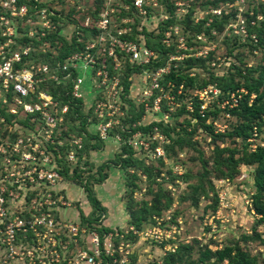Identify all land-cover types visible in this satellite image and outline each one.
<instances>
[{"label":"rangeland","instance_id":"374dc122","mask_svg":"<svg viewBox=\"0 0 264 264\" xmlns=\"http://www.w3.org/2000/svg\"><path fill=\"white\" fill-rule=\"evenodd\" d=\"M51 1L55 3H51ZM170 1L174 3L176 17L182 19L183 15L188 13L189 7L192 6L194 21L206 19V26L214 12L212 10H215L216 13L222 10L229 15L228 20L223 23L224 25H221L222 28L219 31L214 29L211 31L212 37L204 34L201 39L202 45L199 47L187 44L186 35L182 34L183 26L179 23L169 25L162 32L161 41L164 48L174 46L176 51L179 49L181 52L162 54V57L166 59L164 65L155 70H146L152 74L160 68L168 67L169 72L164 73L161 83H164L163 88H166L169 82L172 83L170 97L176 98L179 94L178 90L181 89L179 86L174 91V82L170 79L166 80L165 76L172 69L176 70L181 67L182 71L194 73L201 81L208 80L212 71L216 75L233 73L230 72L232 62H238L240 68L264 66V48H256L250 52L248 47H233L229 41L235 36L239 38L240 42L246 40L245 34L236 33L238 31L236 27L244 26L246 12L253 13L252 8H260V4L264 3V0H218L216 7L209 2L214 0ZM47 2L52 7L63 9L64 13L69 14L71 21L75 19L82 25L92 27L93 13L98 0H47ZM155 3L156 0H147L146 5L149 9L145 8L143 14H133V19L130 18L132 16L129 17L130 19H127L126 16L120 15V17L125 21L130 20L131 23L135 22L134 19L137 20L134 29L145 27V30L160 33V23L170 16L165 12L166 0H158ZM229 23L231 26L228 25ZM29 25L31 26V24ZM72 26L71 22L62 31V34L68 39L71 37ZM137 32L139 33L138 30ZM200 34L193 36L194 41H198L197 36ZM134 36L136 37V35ZM137 38L136 42L143 44L144 39L141 33L137 34ZM41 49H47V46H43ZM151 50L156 57L158 53ZM208 51H213L215 54L214 62L211 65L206 62L204 66L195 64L187 70V65L184 63L186 57H200V55L205 57ZM161 53L159 52V54ZM240 59L241 61H239ZM126 65L128 62L125 59L122 74ZM143 70L131 75L132 88L127 93V98L124 97V94L115 97L117 101L115 100L113 103L115 106H119V110L111 116V119L116 123L109 130L107 139L100 138L97 129L99 120L92 108L91 117L97 121L91 123L87 128L92 133V138L88 136L86 144H84L83 136H78L71 129L72 123H79L78 120L71 119L68 122L66 119V123L60 127L61 130H58L57 136L54 138L55 143L41 144L35 148V151L32 150V145H22L20 151H16L9 161L4 159L0 161V171L2 172L0 196L3 197L5 206V214L0 216V264H67L68 259H72L79 251H89L88 247L91 246L89 237L92 232L100 237L105 251L107 249L109 253L101 257V264H114V262H116L115 264H163L164 256L168 251L167 245L159 244L153 235L147 234L149 231H153L156 226L151 220L154 215L137 225L134 223L136 222L135 215L130 214V209L135 212L139 210L140 201L151 203L158 191L169 195L171 200L165 207L168 199L161 196V211L159 215L155 216L160 222L162 221L165 228L168 225L172 226L171 230H167L168 233L176 231L178 241L176 243H185L192 248L177 264H207V262H198L197 260L203 247L207 245L212 249H220L224 245L235 243H238L250 255L256 256L257 264H264V221H259L261 216L256 214L251 207V198L255 191L252 185L255 166L240 164L234 178L221 179V182L216 180L219 171L214 163L215 145H219V147L235 146L240 150L241 143L228 136H218L213 143L212 137L199 123L188 124L186 116L180 112L166 117L162 110L146 112L139 110L142 101L145 100V93L150 92L152 83V77L147 78L146 74L148 73L143 74ZM257 74L258 72H254V77ZM234 79L236 82L241 81L237 74L234 75ZM87 84L88 81L85 85ZM95 93L94 89H90L85 98V110L88 111L97 99H106L102 94ZM109 99L112 101L114 98ZM172 100L175 101L174 98L167 100L170 101L171 108L175 107L171 104ZM188 101L189 98L185 99V106ZM137 113H139V118L136 119L135 114ZM220 117L221 114L216 118L221 120ZM160 119L168 120V125L175 131L186 129L191 133L189 139L182 144L173 143L171 145L173 137L157 127ZM147 125H152V127L146 131L140 128ZM153 126H156V129ZM120 127L122 130H119L118 133L117 129ZM131 128H135V130L132 131ZM1 129L12 132V128L9 130L6 124L2 125ZM121 132L132 133L133 136L139 132L141 141L148 145L147 148L143 144H140L139 147L134 145L135 148H133L137 151L136 157L145 158V165L149 164L147 166L151 168L150 178L141 168L121 165L119 157H117L118 155L120 158L125 157L122 138L120 139ZM157 133L162 136V140L156 135ZM173 134L175 135L174 132ZM262 139L264 141V136ZM75 140H78L77 143ZM99 140L102 141V146L98 149L91 148V145L96 144ZM159 144L162 146L171 145L168 147L167 155L164 151V156H159L162 161H158L160 158L155 151ZM23 151H30L35 155V160L24 159L21 155ZM45 156L49 157V160L43 162ZM103 163H106L102 170L106 177L102 181L96 182L99 177L98 168ZM218 167L226 168L225 166ZM75 168H78V174L75 173ZM39 169L58 171L61 179L53 182L33 179L37 177ZM10 173H14V175L11 176ZM209 181L213 185L215 184L218 196H223L221 199L224 205H220L219 201L215 211H211V206L214 203L209 196L212 193ZM199 184L201 186L195 191L192 186ZM90 190L105 207L103 212L94 210L88 198ZM225 191L227 194L224 197ZM205 193L206 195H204ZM249 199L251 200L247 203ZM52 200H56L57 204L51 203ZM79 210L83 212L87 220L79 218ZM47 212L55 217L61 226H58L56 231L43 233L40 236L38 233L41 228H37L36 231L16 229L14 246L16 254L11 257L6 240L3 239L6 237V226L9 223L13 224L18 218L28 219L32 213L40 215ZM71 212L72 215L69 214ZM73 215L77 218H74ZM74 223H79L82 228L86 229V232L72 236L64 225ZM160 227L162 226L160 225ZM28 250L31 251L30 255H26ZM4 257L6 261L2 262ZM218 264H228V262L225 260Z\"/></svg>","mask_w":264,"mask_h":264},{"label":"trees","instance_id":"16d2710c","mask_svg":"<svg viewBox=\"0 0 264 264\" xmlns=\"http://www.w3.org/2000/svg\"><path fill=\"white\" fill-rule=\"evenodd\" d=\"M218 0L209 1L216 7V3ZM51 3H55L51 1ZM104 0H98V4L96 7L95 12L93 13V19H92V27H88L86 25H82L79 22H77L75 19L71 21L69 19V14L64 13L63 9H57L52 7L47 0H16L17 6L20 5H26L27 6V12L28 14H33L35 10L39 7H45L49 5L50 8H53L54 13L48 14V19L51 24L50 28L44 29L45 36L42 37L41 40H38L36 37H30L27 34L28 31V25H24L23 27H18V31L22 33L20 37H16V44H13L12 48L16 49L19 45H31L32 50L30 51L29 55L23 56L20 63H17L18 66L25 65L29 63V61H33L35 63H47L51 67H56L58 63H63L65 59L75 53V52H81L85 50L86 44L89 41H93L97 39V36L99 34V31L93 29V27L96 25V21L98 19V13L101 9V6L103 5ZM128 5V8H125L124 6ZM119 5L116 7V9H119V12L114 13V20L115 22H119L121 16H126L130 18H134L133 14L136 15L137 10L132 5L131 0H125L124 4ZM148 8V7H146ZM149 9V8H148ZM192 6L189 7L188 13H185L182 17V19L176 17L175 15V7L174 3L170 0H166V6H165V12L169 14V18L167 20H164L160 23V33H154L153 31L145 30V27L142 29V35L144 39V44L146 47L153 49L156 52V57H154L149 63L144 64L143 68L148 70H155L165 63V58L162 57V54H170L173 52H179L175 50L176 48L174 46H171L167 49L164 48L162 45V32L169 26L173 25L174 23H179L182 27V34L186 35L187 44L188 45H197V47L202 45V41L198 39V41H194L193 36L201 33V34H207V36H210L211 31L217 30L219 31L223 23L228 20L229 15L225 14L224 12H221L220 15H211V23L206 26V19H200L199 21H194V17L192 16ZM251 14L249 12H246V23L244 24L247 31L248 36L246 37V40L244 42H240L238 37H234L233 39L230 38V44L233 47L236 46H244L248 47V50L250 52H253L256 48H264V3L260 4V8L253 7ZM260 12V14H258ZM262 15V19H258L257 16ZM33 19H36V16L32 17ZM117 20V21H116ZM134 23L130 24L132 26V32L131 35L128 36V39L138 40L136 35V29L135 24L138 22L134 19ZM21 24V20H19ZM73 24L71 27V33L70 38L66 37L62 34V31L64 30V27L69 25V23ZM253 22V23H252ZM124 25V24H122ZM187 32V34H186ZM253 36V37H251ZM229 38V37H228ZM3 38L0 35V41H2ZM47 41L48 46L47 49H41L40 45L42 42ZM187 51V50H186ZM194 51V49H193ZM94 52V51H93ZM159 52H162L159 54ZM181 52V51H180ZM10 54V52H9ZM213 51H208L205 57H186L184 59L185 65H187V70L191 68L192 65L195 64H201L202 66L205 65V62L208 65H211L213 60L215 59ZM241 61V59L239 60ZM182 64V63H179ZM180 66V65H179ZM142 69L141 66H130L129 64L125 66L124 73L122 74V84L124 85L125 89V98H127V93L130 92L131 86H132V77L131 75L135 72H140ZM211 69V68H210ZM213 69V68H212ZM211 69V70H212ZM230 74L226 75H216L214 71L212 73L210 72V76L208 80H201L199 81L197 76L193 73L184 72L181 70V67L178 69H172L168 75H166V80L170 79L174 82V91L177 87L180 85L182 86L181 93L176 96L175 104L176 106L172 110H167L165 105L163 106V109H166V112L172 116L176 113H183L184 116H186V122L190 124L191 122L199 123L201 127L206 131L207 134H209L210 137H212V142L215 143L218 136L220 137H231L233 140H236L240 142L241 147L240 150L234 147H219V145H215L214 147V163L217 165V170L219 173L216 175V180L221 179H232L235 177V174L238 172V165L245 164V165H254V174H253V187L255 191L252 195V209L254 212L261 217L259 218V221H264V145L263 146H256L254 150H251L250 143L248 141V138L251 135V132L253 130L254 126H257L259 128L260 134L264 136V132L262 130V126H264V66L260 65L258 67L254 68H240L238 66V62H232L230 65ZM258 72L257 76L254 77L253 73ZM237 74L239 76V79L241 81H235L234 75ZM63 75L62 80L59 83H56L51 80H46L45 84H40L41 87L46 88L48 93H50L55 100L59 102V106L62 107L64 105L68 106V110L66 113H64V120L63 124L66 123V119L68 122L70 120H78L79 123H72L71 129L75 132V134H78V136H83L84 144L87 143L88 136L92 138V133H90L87 128L91 123H95L97 119L92 118V112L91 109L94 107L91 105L89 107V110H85V99L83 98H76L72 96V86L74 83L75 73H70L69 76L64 77ZM163 82V81H162ZM212 84L216 86L220 90V95L218 97L219 101H222L224 98L228 97L229 93L231 91H237L239 92L240 89H244L245 92H240V99L238 101V104L234 107L220 109L219 105L216 103V101L213 102L212 106L209 107L206 110V114L204 117H201L198 113V108L200 101L196 98H192L193 100V107L194 110L192 112H189L186 110L185 106V99H190L192 95L193 89L196 87H203L205 85ZM133 104V103H132ZM93 106V107H92ZM145 103H142L139 110L145 111ZM0 110H3L0 108ZM93 110V109H92ZM223 111H228L230 114V118L227 120L229 122L228 129L223 133H215L214 132V126L212 124V120L219 116ZM4 114V113H3ZM139 113L135 114L136 119L139 118ZM188 118V119H187ZM210 119V120H209ZM99 120V119H98ZM21 124H28L26 120L19 119ZM12 117L6 114V125L9 123L11 124ZM99 122V121H98ZM168 120L164 121V119H160L157 123L158 126L162 131L166 132L169 136L172 138V143H179L182 144L184 141H187L190 137V132H187L186 129H182L181 131H175V129L168 125ZM2 125H0V131H4V129H1ZM152 127V125H147L144 127H140L142 130H149ZM156 127V126H153ZM32 129L33 127H29ZM122 127L118 128L119 130ZM139 128V127H138ZM137 128V129H138ZM132 131L135 130V128H131ZM171 132V135H170ZM175 133V135L173 134ZM1 133V132H0ZM132 133H125L121 132L122 137V143H123V151L125 154V157L122 156L119 157V161L122 166L127 167L128 165H132L138 168H141V170L147 174L148 178L151 177V168L148 167L149 165H145V158H137L136 157V150L129 144L125 142V140L128 139L129 136ZM173 134V135H172ZM15 133L11 134V137L13 138ZM95 137V136H93ZM171 145H163L162 148L164 149L166 155L168 151V147ZM100 146H102V141H97L96 144L91 145V148L98 149ZM239 154L238 156H236ZM158 161H162V159H158ZM104 166H106V163H103L98 168L99 177L96 179V182L102 181L106 174L102 172ZM218 166H225V169H221ZM78 168H75V173L78 174ZM64 172V171H63ZM66 173V171L64 172ZM215 180V181H216ZM210 187L212 188V193L209 194V196L213 200V205L211 206V211H215L217 209L218 203H219V197L217 194V190L215 187V184L213 185L211 181H209ZM132 186L133 183H131ZM201 184L194 185L192 188H195V191L197 188H199ZM131 188V187H130ZM91 191V190H90ZM131 192V191H130ZM89 200L91 204L93 205V208L95 211H101L103 212L105 210V207L101 204L100 200L94 195V193L91 191L89 192ZM131 195V193H130ZM206 195V193L204 194ZM161 196L165 197L167 200V204L165 203V207L168 206V201L171 200V197L169 195L164 194L162 191H158L156 193L155 199L151 201V203L148 204L147 201H140L139 210L133 211L130 209V214L133 216L135 215L136 222L135 224L139 225L141 222H144L145 220L149 219L152 215H159L161 208ZM197 202L195 201V204ZM144 212L143 214L141 212ZM148 217V218H147ZM79 218L82 220H87L86 216L79 210ZM151 220L153 222V225L157 224L156 219L151 217ZM85 222V221H84ZM84 224V223H83ZM164 226V225H163ZM172 226L168 225L167 228H171ZM175 228H177L175 226ZM176 231L171 234L169 238H166L162 243V245H167V253L164 256L163 264H177L179 261L182 260V257L187 253L190 252L192 249L191 246L185 244V243H176L177 241V235ZM178 242V241H177ZM190 254V253H189ZM264 259V257H263ZM198 262H207V264H218L225 260H227L228 264H257V258L254 255H250L247 251L243 250L238 243L232 244V245H224L220 249H212V247L205 246L202 248V250L199 252L198 256Z\"/></svg>","mask_w":264,"mask_h":264},{"label":"built area","instance_id":"2783aa9c","mask_svg":"<svg viewBox=\"0 0 264 264\" xmlns=\"http://www.w3.org/2000/svg\"><path fill=\"white\" fill-rule=\"evenodd\" d=\"M124 1L125 0H104L98 13L96 25L93 27V29L96 28V30L99 31L97 39L89 41L84 51L69 55L63 63H58V65L53 68L47 63H35L33 61L18 66L17 63L21 62L23 56L29 55L32 47L31 45H19L16 49L12 48L13 44H16L15 38H19L22 34L18 31V27L20 26L23 27L24 25H28L29 29L27 34L30 37H36L38 40H41L42 37L45 36L44 29L51 27L48 14L54 13L53 8H50L49 5L39 7L33 14L29 15L26 5L17 6L16 0H0V35L3 38V40L0 41V108L3 109L0 110V125L6 124V114L12 117L11 124H7L9 130L12 128V132L0 131V161L2 159L9 161L10 157L15 154L16 151H20L22 145H32V150L35 151V148L41 144L49 145L55 143L54 138L57 136L58 130H61L60 127L63 125L64 113L67 112L68 106L64 105L60 107L59 102L48 93L46 88H44L47 86L41 87L40 84H45L46 80L59 83L63 78L62 74L65 75L64 77H67L71 72L76 74L71 91L72 96L85 99L90 89H94V91H96L95 94L100 93L104 96L103 98H106L97 99L94 102L93 109L99 119L97 129L100 138L107 139L109 130H111L114 123H116L111 119V116L119 110V106H115L113 101L115 102V97H119L121 94L126 96L124 85L122 84L123 62L126 59L129 66H141L142 69H144V74L148 73V71L143 68L144 64L149 63L155 57L154 52L146 47L144 42L141 44L133 39L127 38L132 32V26H130L132 23L130 20L125 21L121 18L119 22H115L114 13L119 12V9H116V7L118 5L121 6L118 3L124 4ZM157 1L158 0H156V3ZM131 2L137 10L136 15L145 13L147 0H131ZM125 8H128V6ZM212 11H214L213 14L215 15H220L222 12V10L218 13H216L215 10ZM33 16H36V19H33ZM257 18L262 19L263 16L258 15ZM127 19L130 18L128 17ZM19 20H21V24ZM209 20V22H211V18ZM29 24H31L32 27ZM228 25L231 26V23ZM241 26L236 27L238 28L236 33L245 34L244 36L247 37L248 31L245 25ZM143 28L144 27L136 29V37L137 34L143 32ZM175 32H177V29H175ZM203 36L204 34H200L197 37L201 40ZM43 46H48V42H42L40 48ZM166 72H169L168 67L160 68L152 74H146L147 78L152 77V83L149 90L150 92L147 91L145 93V100H143L142 103H145L144 107L146 111L162 110L166 117H168L169 114L166 112V109L172 110L174 107L171 108L169 104L170 101L167 100H171L175 97H170V94L172 95V92H170L173 88V85L170 86L172 83L169 82L166 88H163L164 83H161L164 73L166 74ZM86 81H88L87 85H85ZM181 89L178 90L179 94L181 93ZM240 92L245 91L244 89H240L239 92L231 91L228 97L219 101L218 97L220 95V90L216 86L208 84L203 87H196L193 89L192 95L187 102L186 110L189 112L194 110L192 98H196L200 101L198 113L201 117H204L206 110L212 106L214 101H216L220 109L224 110L227 107L236 106L240 99ZM165 94H167V96H165ZM109 98L114 99L110 101ZM163 104L166 107L165 110L163 109ZM171 104L176 106L174 100L171 101ZM229 118L230 114L228 111H223L221 113V120H219V118H214L212 124L215 132H225L229 127V122L227 121ZM19 119L26 120L28 124H21ZM31 126L33 127L32 129L29 128ZM154 129H156V127H154ZM262 130L264 132V128H262ZM12 133H16L13 138L11 137ZM139 134L140 133L137 132L134 136H129L125 142L132 147H134V145L139 147L140 144H143L146 145L147 148L148 145L141 141ZM156 135L159 136L158 133ZM121 138L122 137H120V139ZM262 138L263 135L260 134L259 128L254 126L248 138L251 150H254L258 145H264ZM159 139L162 140V136H159ZM77 141L78 140H75L76 143ZM155 151L158 157L164 156V150L161 144L155 148ZM21 155L26 160L34 161L36 158L30 151H23ZM48 160L49 157L47 156L43 158V162ZM59 174L58 171H43L39 169L37 177L33 179L53 182L61 179ZM10 175L12 176L14 173H10ZM1 177L2 172L0 171V184L2 182ZM221 181L222 180H219V182ZM226 194L227 191L224 192V197ZM222 197L221 195L219 197L220 205H224L221 199ZM250 200L251 199H249L247 203H249ZM51 203L57 204V201L52 200ZM61 203L64 204V202ZM4 214V199L0 196V216ZM154 218L158 222L154 230L149 231L147 234L153 235L155 241L160 244L166 238H169L173 232L168 233L167 230L171 229L165 228L162 225V221L160 222L156 216H154ZM160 225L163 228L160 227ZM58 226H61V223L58 222L55 217H52L49 212L41 213L40 215L32 213L28 219L18 218L13 224L9 223L5 231L6 239L3 238L8 245L9 255L14 257V254H16L14 250L16 229H21L23 231L32 229L36 231L37 228H41V231L38 233L40 236L43 233L46 234L47 232L56 231ZM64 226H66V229L72 236H77L86 232V229L82 228L79 223L65 224ZM45 234L44 236H46ZM89 240L91 245L88 247L89 251H79L72 259H68L67 264H101V257L104 254H109L108 250L106 249L105 251L100 237L94 232L91 233ZM30 254V250L26 251V255ZM5 261L6 259L4 257L2 262ZM115 263L116 262H114V264Z\"/></svg>","mask_w":264,"mask_h":264},{"label":"crops","instance_id":"0c3cea01","mask_svg":"<svg viewBox=\"0 0 264 264\" xmlns=\"http://www.w3.org/2000/svg\"><path fill=\"white\" fill-rule=\"evenodd\" d=\"M69 214H71V215H72V212H71V213H69ZM76 215L78 216V213H76ZM77 216H76V217H74V215H73V217H74V218H77Z\"/></svg>","mask_w":264,"mask_h":264}]
</instances>
